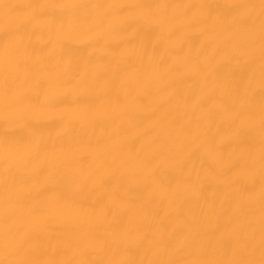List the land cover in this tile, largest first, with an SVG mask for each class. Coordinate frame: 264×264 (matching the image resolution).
<instances>
[{"label":"bare ground","instance_id":"6f19581e","mask_svg":"<svg viewBox=\"0 0 264 264\" xmlns=\"http://www.w3.org/2000/svg\"><path fill=\"white\" fill-rule=\"evenodd\" d=\"M0 264H264V0H0Z\"/></svg>","mask_w":264,"mask_h":264}]
</instances>
